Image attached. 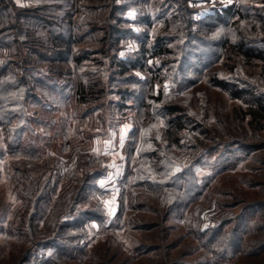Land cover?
<instances>
[{"label": "rangeland", "instance_id": "rangeland-1", "mask_svg": "<svg viewBox=\"0 0 264 264\" xmlns=\"http://www.w3.org/2000/svg\"><path fill=\"white\" fill-rule=\"evenodd\" d=\"M14 1L21 8L30 6L28 0ZM263 2L137 0L130 3V8L117 13L125 19L120 27L130 32L112 52L119 59L135 60L140 57L142 47L150 46L157 37L175 47V51L161 58L164 64L159 60L153 64L150 59L146 65L136 63L125 74L107 70L105 77V66L99 65L104 58L102 54L91 55L93 60L76 67L72 58L49 64L42 52L30 45L27 50L21 49L26 52L19 56H16V43L0 47L5 61L19 63L21 56L27 58L23 66L33 68H29L30 73H35L32 85L39 87L42 83L49 89L42 87L36 92L39 98L29 101V124L22 129L14 146L6 144L5 129L0 126V264H264V148L246 153L241 147L242 141L256 142L251 132L246 134V120L241 121L249 99L232 98L229 91L212 81L219 72L220 76H241L245 82L259 84L257 79L264 76L261 63L241 60L236 66L222 54V43L225 38H232L234 29L249 28L245 23L251 21H236L233 11L241 5L264 7ZM227 8L231 10L225 14L223 10ZM107 9L104 4L95 13L105 16ZM249 12V18L256 20L257 12L250 9ZM258 25L263 31L259 36H264L263 25ZM185 29L188 34L194 32L196 37L209 40L211 51L202 52L203 46L198 42L187 48L182 76L173 82L174 63L166 61L175 60L183 53L180 43ZM82 41L78 47L99 46L89 34ZM14 62L10 63L11 67L18 65ZM58 69L62 72H57ZM91 79H100L105 92L97 99L91 96L87 103H79L73 94L75 85L79 80ZM159 88L164 93L171 92L168 101L180 105L184 113L194 118V123L207 129L205 134L181 132V141L172 144L171 150L176 154L196 155L199 152L196 148L201 146L199 141L213 145L212 151L194 168L197 192L178 207L175 204L168 208L152 189L142 184L134 186L123 175L126 166L148 162L136 152L131 154L134 140L130 135L144 114L142 111L148 110L140 106L141 100L157 95ZM260 133L264 135V130ZM33 149L37 158L31 161L23 152ZM87 154L99 157L100 161L94 162V167L81 166L74 171L81 179L85 169L101 167L104 174L97 185L102 191H85L79 207L91 208L93 204L97 207L103 202L108 213L104 228L96 221L78 220L66 229L70 245L76 243L72 251L58 243L38 251L37 242L51 238L55 227L46 216L41 220L31 216L32 205L25 196L32 190L25 174L29 172L35 179L52 175L60 189L72 181L68 180L66 166L78 155L86 162ZM176 161L180 166L186 165L185 158ZM52 205L53 201L43 206L47 208L43 210L46 215ZM115 214V222L109 225V218ZM29 251H32L30 256Z\"/></svg>", "mask_w": 264, "mask_h": 264}, {"label": "trees", "instance_id": "trees-1", "mask_svg": "<svg viewBox=\"0 0 264 264\" xmlns=\"http://www.w3.org/2000/svg\"><path fill=\"white\" fill-rule=\"evenodd\" d=\"M90 1L93 3H86ZM134 1L137 0H28L30 6L21 8L16 5L14 0H0V47L16 43L15 49L18 52L16 56H19L26 52L21 49L26 48L27 50V46L30 45L32 48L40 50L44 58L49 60V64L65 62L72 58V63L76 67H81L85 64L84 62L93 60L94 57L91 55L102 54L104 62H100L99 65L105 66V77L107 70H113L112 73L125 74L133 69L136 63H139V66L146 65L150 59L153 60V64L157 63L156 60L164 64V59L161 58L173 54L175 47L166 44L160 37H157L150 46L144 45L140 51V57L135 60L119 59L112 52L121 38L130 32V29L120 27L121 22L125 19L121 15H117L118 10L120 13L122 10L130 8V3H134ZM104 4L108 6L106 15L101 16L102 13L99 15L95 13ZM249 9L257 12L256 20L253 21L249 18ZM230 10L227 8L223 11L227 14ZM95 14L97 15L94 17ZM233 14L236 16V21L244 19L251 22H244L245 27L249 28L240 29L238 27L234 29L233 35L231 34L232 38H225L222 43V54H225L226 58L232 59L236 66H239L241 60L250 62L256 60L261 63V70L264 71V36H259L263 31L258 25H263L264 29V7L241 5L236 11H233ZM96 32L102 33L96 34ZM181 33H183L181 37L183 41L180 44L184 49L183 53L175 60L166 61L174 63L173 82L177 76L182 74V65L186 63L187 48L198 42L203 46L202 52L205 53L207 49L209 52L211 51L209 40L205 41L203 38L196 37L194 32L188 34L186 29ZM86 34L91 35L95 41L97 40L99 45L97 48L89 49L77 46L78 43L83 42ZM76 47L77 49H75ZM178 49L180 50V45ZM26 60L27 58L21 56L19 63L9 59L5 61L3 55H0V126L5 129L6 144L10 147L19 142L22 129L29 124L27 110L29 101L39 98L36 94L39 89L47 88V85L45 87L42 83L39 87L32 85L35 73L29 72V68L33 69L31 66H23L27 63ZM11 62L18 65L11 67ZM157 69L160 68L157 67ZM57 72L61 73L62 71L58 69ZM220 73L224 74L225 71ZM261 73L263 76V72ZM108 77L107 79H109ZM263 77L257 79L259 84L245 82L241 76H236V78L220 76L219 72L212 77L214 84L229 91L232 98L246 97L249 99L246 101L248 107L244 114L245 117L241 121L246 120V134L251 132L256 142L254 144L242 141L241 147L246 150V153L252 149L264 148V135L260 133L261 130H264V87L256 86H264ZM54 78L57 79L56 76ZM101 84L100 79H91L88 82L79 80L73 94L79 103H87V98L94 96L97 99L105 92V87H101ZM48 85L52 86L51 83ZM179 86L182 88L181 84ZM118 92L123 93V91H115V93ZM156 92L157 95H151L145 100H141L140 106L144 105L148 110L146 113L142 111L144 114L140 112V121L135 123L130 135L134 140L130 150L131 154L136 152L138 157L147 158L148 162L138 161L131 168L126 166L123 175L125 178H130V183L134 186L142 184L152 189L158 194L161 201L164 200L166 205L168 204V208L175 204L178 207L182 202L192 199L193 194L197 192L198 185L194 168L199 164L201 158L212 151L213 145H205L203 141H199L201 146L196 148L199 150V152L197 151L199 154L196 153V155L173 152L171 146L181 141V132L194 131L205 134L207 129L199 123H194V118L190 117L188 113H184L180 105L168 101L171 92L164 93L163 88H159ZM108 94H112V91H109ZM134 98L136 99V97ZM23 155L31 161L37 158L34 149L24 151ZM177 158H185L186 165H178ZM86 159L87 161L83 162L78 155L70 165L66 166L68 180L72 181L65 187L63 184L60 189H58V181H54L52 175L35 179L29 172L25 174L30 179L32 190L31 194L25 196V199L32 205L31 216L37 217L38 220L46 216L55 227L54 235L51 238L37 242L38 251L45 250L47 245L57 243L65 250L72 251L76 243L70 245L72 242L69 241L70 235L66 229L71 228L78 220H81L82 223L88 220L96 221L100 227L104 228L108 213L103 202L97 207L95 204L91 208L80 209L79 207L85 191H102L97 185L98 179L104 174L101 167L88 171L85 169L81 179L76 175V171H74L76 167H86L87 165L94 167V162L100 161L99 157H94L91 154H87ZM62 191L63 193H60ZM52 201L53 207L46 215L43 210L47 208L43 206L46 202L52 204ZM116 216L115 214L109 218V225L115 222ZM28 253L30 256L32 251Z\"/></svg>", "mask_w": 264, "mask_h": 264}]
</instances>
